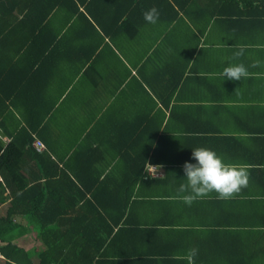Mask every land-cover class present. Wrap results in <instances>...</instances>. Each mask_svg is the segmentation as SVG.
I'll return each mask as SVG.
<instances>
[{
    "label": "crops",
    "instance_id": "crops-1",
    "mask_svg": "<svg viewBox=\"0 0 264 264\" xmlns=\"http://www.w3.org/2000/svg\"><path fill=\"white\" fill-rule=\"evenodd\" d=\"M127 1L88 3L102 17L96 21L85 4L69 0L53 6L38 30L45 35H3L0 57L17 63L0 85L10 107L0 117L1 139L8 141L16 124H35L31 133L44 143L35 149L45 157H37L40 164L25 152L19 170L31 184L47 181L54 199L61 168L88 186L102 184L100 205L81 207L82 219L112 218L127 201L123 217L141 229L121 233L114 252L146 251V264H188L186 254L196 248L194 264H264L263 4L254 11L243 0ZM156 1L152 24L143 13ZM76 5L83 14L71 15ZM123 7L121 18L110 17ZM19 39L33 44L19 46ZM241 47L244 55L234 58ZM229 62L243 63L248 76L224 78ZM201 146L246 167L247 187L228 200L212 192L184 203L183 165L196 162L192 151ZM142 169L147 179L135 177ZM6 179L17 182L0 170V217L11 208ZM129 186L133 194L125 199ZM21 206L3 235L35 260L43 242Z\"/></svg>",
    "mask_w": 264,
    "mask_h": 264
},
{
    "label": "trees",
    "instance_id": "trees-1",
    "mask_svg": "<svg viewBox=\"0 0 264 264\" xmlns=\"http://www.w3.org/2000/svg\"><path fill=\"white\" fill-rule=\"evenodd\" d=\"M71 1L76 2V0ZM158 1H160L161 4L167 3L169 5H172L173 2L172 0ZM174 1L178 2V0ZM243 1L244 3L252 5L251 8L254 11L259 10L262 4L264 8V0ZM67 2H69V0H0V44L4 39L3 35L36 37L45 35L46 33L43 34L42 31L38 30L41 28L43 29L49 12L53 6ZM79 2L85 4V10L89 11L92 15H97V13L92 11L89 5H87L93 2V0H79ZM131 2L132 0L127 1V7L130 6ZM155 3L157 4L155 5L156 8L159 9L160 4L158 5L157 1ZM178 3L182 5V2ZM14 9H16V11H14ZM125 10L126 8L123 7L118 14H115L116 16L111 15L110 17H114V20L117 21L123 16ZM73 11L71 15L83 12L77 5L73 8ZM129 12L124 16L125 20L132 19L133 16L131 12L130 14ZM91 19L100 21L102 17L99 18L97 15L92 16ZM79 32H81V30H79ZM133 32L134 31H131V34ZM16 44L22 46V44L33 43L26 42V40L22 42V40L19 39ZM41 58L42 56L38 57V59ZM16 63V61L12 62V59L0 57V85L4 77L3 72L10 67L11 64L14 65ZM1 88L0 91L2 90ZM2 99L3 97L0 93V117L6 109L10 108ZM0 125L4 124L0 122ZM31 130H35V124L31 123V126H18L16 124L12 132L9 133L10 138L6 142H3L1 139L0 133V170L3 171L4 175L9 173L12 178L17 180L15 185H11L8 179L5 180L12 194V201L9 204L11 208L7 214L0 217V241L5 240L3 232H7V230L12 227L10 213L22 205L20 208L22 211L28 213L29 221L37 226L38 237L42 240L43 247L36 251L37 258L32 260L29 250L22 248L18 243H14L11 240H5L4 243L0 244V252L2 254V256H0V264H107L110 259L121 263L136 262L137 264H143V261L148 257L146 251L140 252L144 254V257L129 252L127 249L116 252L113 251V244L117 241L116 238H118L121 233L125 232V230H131L133 233L134 229H141L139 225H135L130 219L123 217L124 207L127 205V201L122 202L118 215L112 218H96L94 215L92 219H82V217H78V211L81 207L89 203L90 206H95V209H97V204L100 205V203H97V200L100 201L98 197H100V191L103 190L102 184L93 187L88 186L82 182L84 178L75 170H69L73 175L72 177L66 169L61 168L58 172L60 191H58L59 193L53 191V194H59L57 195L58 199H54L50 186H47V181L31 184L28 178H22L19 170V163L25 152L31 153V155L34 153V156H36L40 164L41 159L39 160L38 158L45 157L43 152H38L33 146L32 141L34 136ZM141 163L142 165L144 164V159H142ZM138 172L139 173L135 177L140 180L147 179L148 174H146V171L142 169ZM49 178H51V175H49ZM75 179L80 184L77 183ZM123 190H125V199H130L133 194V187H124ZM87 192H91L90 197L86 195ZM80 199L84 200L78 204L77 202ZM22 201H24V203H22ZM73 214L76 217L72 216ZM87 243H95L96 248H92L88 251L84 250L83 247Z\"/></svg>",
    "mask_w": 264,
    "mask_h": 264
},
{
    "label": "clouds",
    "instance_id": "clouds-1",
    "mask_svg": "<svg viewBox=\"0 0 264 264\" xmlns=\"http://www.w3.org/2000/svg\"><path fill=\"white\" fill-rule=\"evenodd\" d=\"M143 17L145 21L155 24L159 18V11L153 6L143 13ZM243 55V47L233 54L234 58ZM222 75L230 80H241L242 77L248 76V69L243 63L229 62L223 68ZM192 158L195 163L185 161L183 165L186 183H182L178 189L180 193H184L181 197L184 203L191 205L195 200L204 198L212 192L217 193V199L228 200L242 188L247 187L249 172L243 165L226 163L214 150L203 146L193 149ZM197 251L196 248L189 249L186 254L188 264H194Z\"/></svg>",
    "mask_w": 264,
    "mask_h": 264
},
{
    "label": "built area",
    "instance_id": "built-area-1",
    "mask_svg": "<svg viewBox=\"0 0 264 264\" xmlns=\"http://www.w3.org/2000/svg\"><path fill=\"white\" fill-rule=\"evenodd\" d=\"M32 144L36 149H42L44 147L43 141L39 138H34ZM0 256H2L1 252H0Z\"/></svg>",
    "mask_w": 264,
    "mask_h": 264
}]
</instances>
